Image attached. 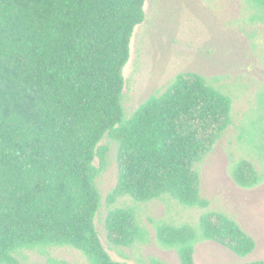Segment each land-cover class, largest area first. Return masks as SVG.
Listing matches in <instances>:
<instances>
[{
	"label": "trees",
	"instance_id": "obj_1",
	"mask_svg": "<svg viewBox=\"0 0 264 264\" xmlns=\"http://www.w3.org/2000/svg\"><path fill=\"white\" fill-rule=\"evenodd\" d=\"M246 2L251 20L264 24V0ZM144 5L0 0V264H23L24 250L53 246L76 248L91 264H129L110 255L96 227L105 137L118 146V178L108 204L128 196L209 206L199 165L232 123L233 97L198 72H180L126 116L123 70L134 29L146 17ZM231 174L245 188L263 179L246 158ZM105 228L111 246L130 247L146 235L132 206L109 209ZM156 232L181 264H196L199 240L241 256L256 247L233 217L218 210L201 213L196 225L160 222Z\"/></svg>",
	"mask_w": 264,
	"mask_h": 264
},
{
	"label": "rangeland",
	"instance_id": "obj_2",
	"mask_svg": "<svg viewBox=\"0 0 264 264\" xmlns=\"http://www.w3.org/2000/svg\"><path fill=\"white\" fill-rule=\"evenodd\" d=\"M146 17L137 25L124 67L123 106L132 115L151 95L163 92L180 72H198L207 82L233 97L232 123L200 163L207 208L185 206L171 197L147 202L119 197L108 204L118 178V146L105 137L107 163L97 177L102 202L96 227L110 255L129 264H181L175 249L161 244L160 222L196 225L201 213L222 211L251 235L255 249L244 256L212 240L196 243V264H229L264 260V24L251 20L246 0H145ZM246 158L262 181L250 188L236 183L234 163ZM95 164L99 166V160ZM132 206L145 229V238L130 247L111 246L105 220L109 209ZM23 264H91L71 246L24 250Z\"/></svg>",
	"mask_w": 264,
	"mask_h": 264
}]
</instances>
